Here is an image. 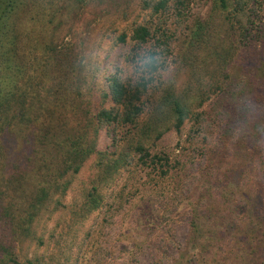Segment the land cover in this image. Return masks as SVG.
Masks as SVG:
<instances>
[{"label": "trees", "instance_id": "1", "mask_svg": "<svg viewBox=\"0 0 264 264\" xmlns=\"http://www.w3.org/2000/svg\"><path fill=\"white\" fill-rule=\"evenodd\" d=\"M54 1L0 0V187H11L14 193L11 201L4 193V200L0 198V219L8 220L11 235L24 238L27 247L42 242L46 236H62L63 233H47V221L52 216L56 226L67 225L66 234L72 241L75 231L88 223L92 225L101 214L105 219L127 188L132 202V194L146 188L153 178L162 181L169 173L176 177L180 172L178 159L172 162L169 156L157 152V141L170 131L180 132L206 99L201 92L207 85L218 108L228 103L238 105L239 57L257 44L264 48V0H207L205 15L194 18L191 10L198 0H139L140 11L147 13V19L133 23L129 31L122 29L115 42L129 47L155 43L172 59L178 57L179 69H192L196 80L193 93L178 89L176 84L160 89L130 88L110 75L99 93L100 107L94 113L90 99L94 86L85 90L83 78L74 82L76 63L65 59L62 49L55 46V30L67 18L69 5ZM84 1L78 0L77 4L82 6ZM181 33L183 40L175 55L174 45ZM259 71L263 72L261 68ZM248 83L256 88L245 98L263 109L264 89L260 84H264V78L255 77ZM244 86L247 88L246 82ZM106 101L111 109L102 107ZM66 107H71L77 117L74 128L64 112ZM235 114L230 116L231 123L236 121ZM259 118L258 112L257 121ZM102 128L111 142L99 149ZM17 139L29 145L31 165L24 175L8 177L4 169L20 147ZM24 164L21 162L19 167ZM86 164L87 178L78 183L77 194L69 202L64 201L75 176ZM134 166L145 170L141 175L144 183H133L134 191L129 190L133 186L128 181L122 188L111 190L116 180ZM13 167L10 163L7 170ZM128 175L130 179L135 177L134 172ZM232 175L226 172L224 178ZM29 183H35L37 193L28 189ZM28 190L33 197L27 196ZM108 196L112 203L105 209ZM91 225L84 239L91 236ZM13 254V247L4 246L0 264H17ZM24 254L21 264H47L34 253L30 257Z\"/></svg>", "mask_w": 264, "mask_h": 264}, {"label": "rangeland", "instance_id": "2", "mask_svg": "<svg viewBox=\"0 0 264 264\" xmlns=\"http://www.w3.org/2000/svg\"><path fill=\"white\" fill-rule=\"evenodd\" d=\"M77 1H54L69 5L67 18L55 30L58 38L55 46L62 49L65 59L76 63L74 82L83 78L77 58L90 43L99 38L114 40L122 29L129 31L133 23L144 22L148 17L140 11L139 0H85L82 6ZM208 6L207 0L196 1L191 10L192 18L204 16ZM70 27L72 32H69ZM171 27L174 28L173 23ZM177 39L175 55L183 40L182 33ZM257 45L238 60L241 75L237 87L241 90V100L256 88L249 85V79L264 78V48ZM179 61L178 57H173L177 68ZM175 84L178 89L193 93L196 80L192 78V69L178 68ZM260 86L264 89V84ZM102 88L103 85L95 84L90 96L94 113L100 104ZM201 94L206 99L195 109V115L185 121L180 132L170 131L156 143L157 152L169 156L172 162L178 159L180 172L176 177L169 173L162 181L153 178L146 188L143 186L137 194H132V202L127 188L123 198L113 203L105 219L103 214L99 215L92 225L88 223L75 231L72 241L66 234L67 225L56 226V218L52 216L47 221V233H63L62 236H46L42 242L27 247L24 238L11 235L6 225L8 220L0 219V254L4 246L13 247L17 264L25 261L24 253L29 257L34 253L47 264H264V137L256 132V125L264 124V107L260 108L259 121L255 116L246 134L233 135L237 122L245 119L244 113L239 111L241 100L236 102L238 105L228 103V106L218 108L208 85ZM102 107L111 109L112 105L106 101ZM64 112L74 128L77 117L72 108L66 107ZM234 113L236 121L231 123L229 119ZM110 140L107 130L102 128L98 148L108 146ZM16 143H21L20 147L15 148L8 163L14 167L7 170L8 165L4 169L8 177L17 173L24 175L31 165L27 153L29 145L19 139ZM21 162L24 166L19 167ZM134 167L120 176L111 190L122 188L127 181L133 186L130 191H134L133 183L137 180L143 184L141 175L145 170ZM87 169L86 164L75 176L64 201L69 202L77 194L78 183L88 176ZM133 172L135 177L130 179L128 173ZM226 172H232V178H224ZM178 181L179 186H174ZM34 184H28V189L33 192ZM8 188L0 187V198L4 200L5 195L11 201L14 193L11 187ZM29 190L27 196L33 197ZM111 201L108 196L105 209ZM89 225L92 226L91 236L84 239Z\"/></svg>", "mask_w": 264, "mask_h": 264}, {"label": "clouds", "instance_id": "3", "mask_svg": "<svg viewBox=\"0 0 264 264\" xmlns=\"http://www.w3.org/2000/svg\"><path fill=\"white\" fill-rule=\"evenodd\" d=\"M77 67L83 77L82 87L85 90L95 84L103 85L109 75H115L130 88H168L175 84L178 72L172 57L155 43L129 47L105 38L90 43L77 58ZM239 111L244 113L245 119L237 122L232 130L233 135L246 134L260 108L250 99L244 98L239 104ZM256 132L264 137V124H257Z\"/></svg>", "mask_w": 264, "mask_h": 264}]
</instances>
